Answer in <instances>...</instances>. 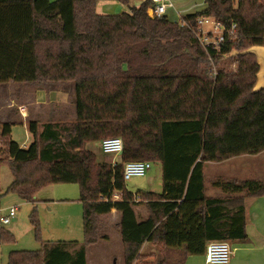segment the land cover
Here are the masks:
<instances>
[{"label": "trees", "instance_id": "16d2710c", "mask_svg": "<svg viewBox=\"0 0 264 264\" xmlns=\"http://www.w3.org/2000/svg\"><path fill=\"white\" fill-rule=\"evenodd\" d=\"M97 1L0 0V83L73 81L76 98L73 122L31 121L26 148L11 138L12 123L0 124V164L12 174L6 192L33 201L48 184L77 183L84 231L82 244L41 242L10 251L7 264H86V248L99 239L96 216L112 209L124 264H133L145 257V242L168 250L164 218L180 200L196 203L204 244L245 241L246 205L264 195V179H218L223 195L208 197L203 166L264 150V90L251 92L254 55L233 57L234 70L215 66L233 49L264 44V0H204L203 9L181 16L183 25L150 17V0L116 15L98 14ZM203 16L227 28L235 22V35L205 50L192 31ZM107 136L122 139L121 154L96 163L83 143ZM130 160L160 163V192L126 188ZM31 221L37 231L34 213ZM160 257L157 264L184 262Z\"/></svg>", "mask_w": 264, "mask_h": 264}, {"label": "rangeland", "instance_id": "374dc122", "mask_svg": "<svg viewBox=\"0 0 264 264\" xmlns=\"http://www.w3.org/2000/svg\"><path fill=\"white\" fill-rule=\"evenodd\" d=\"M130 1L131 3L133 2V4L130 2L126 3L124 8L117 10L118 12L114 15L130 9L129 6L137 5L138 3V0ZM172 2L176 10L180 11L181 16L200 11L204 8L203 0H172ZM117 4L123 6L122 3ZM168 14H171V20L180 21L179 16H176L173 9H168ZM233 57L235 56L229 57L226 55V57L215 66L226 70H234L236 64L232 63ZM30 84L41 85L35 84V82L21 83L8 81L0 83V108L5 106L4 104L7 97L9 98L14 95L17 97L18 94H13L12 87ZM50 85H56L67 93V107L62 110L64 116L55 119H47L46 121L73 122L76 119L74 82L60 81L44 83V86ZM1 119L0 116V120ZM31 119H34V116L23 122L22 117L17 113L15 118L16 122L11 125V138L18 144L22 142L25 143V148L32 141V135L28 129ZM38 119L39 121H45L42 118ZM101 139L99 141H84L83 148L95 154L94 162L96 163L103 161L113 162L116 160L114 157L115 155L101 152ZM261 152L262 153L259 155L235 157L230 159V161H226V163L209 162L206 164L204 170L206 179L211 180V178L215 176L212 182H218L217 180L222 179L224 175H238L244 178L259 177L264 179V150ZM7 169L6 167L0 166V175L2 176H0V215H4L10 206H17V212L16 218L9 224H0V231L3 232L0 235V264H7L10 251L40 249L41 242L54 243L58 241H75L81 244L84 242L83 205L79 200V185L77 183L48 184L35 193L33 201H26L19 198L14 192H6V186H1L4 184L3 179L6 178V174L3 173V170ZM160 171V163L152 162L151 168L147 171L146 175L131 177L125 181V186L133 193L137 190H146L147 185H149V189L153 191H160L162 186ZM222 181H224V178ZM215 193V195H218L217 190ZM206 194L210 195L207 190ZM135 210L138 211L140 217H142V214L140 215L139 211L146 213L142 206L136 207ZM32 213H34L38 223L37 231L31 221ZM110 213L96 216L95 221L99 239L97 243L86 248L87 264H124V252L119 226H116V223H114L116 220H119V217L116 218L110 215ZM7 235H12V240L2 238ZM108 238H110V240ZM142 252L145 257L138 259L136 262L134 261L133 264H157L159 262L160 256L150 258L152 254L145 251ZM196 258L197 261L193 264H199V262L202 264V255L200 257L201 259H199V257Z\"/></svg>", "mask_w": 264, "mask_h": 264}, {"label": "crops", "instance_id": "0c3cea01", "mask_svg": "<svg viewBox=\"0 0 264 264\" xmlns=\"http://www.w3.org/2000/svg\"><path fill=\"white\" fill-rule=\"evenodd\" d=\"M143 1L144 0H138L137 5H131L129 6V8L138 7ZM129 2L131 3L130 0H128V3ZM117 3L121 2L115 0H98L95 4V11L98 14L114 15L116 12H118L117 10H119L120 8H124L125 5L124 3H122L123 6H120ZM131 4H133V2ZM129 10L130 9L122 12H129ZM173 11L176 13V16L178 15L179 18H181L179 10H176V8L174 7ZM166 16L169 20H171V14H168V10L166 12ZM44 83L47 82H35V84H41L42 86L30 84L22 85L19 87H12L13 94L18 95L17 97L14 95L6 98L4 104L5 106L0 108V116L2 118L0 120V124L3 122H9L12 124L15 123L17 113H19V115L22 117L23 122H25V120L29 118H32V116H34V119H31V121H36L38 124L46 122H58L46 120L64 116V112L62 110L67 107V93L62 90V88H59L56 85L44 86ZM37 117L42 118L45 121H39ZM25 146L26 145L23 142L20 144V147L25 148ZM260 153L262 152H259L257 154H242L216 163H226V161H230V159L235 157L259 155ZM114 157L115 159H117V155H115ZM207 163L209 162L204 163L203 166L204 193L208 197H220L223 195L221 189L216 186L214 182H212L215 176L211 178V180L206 179L204 170ZM0 166L6 167V169L8 168L6 164H1ZM8 169L3 170V173L6 174V178L3 179L4 184L1 185L2 187H7L12 181V174ZM160 172L162 175V170ZM223 178L252 179L244 178L238 175H224ZM253 179L263 178L258 177ZM148 186L149 185L146 186V190L144 191H153L152 189H149ZM206 190L210 195L206 194ZM216 190L218 191V195H215ZM195 206V202H185L180 200L178 207L164 218V223L167 229L166 243L168 246H170L168 250L164 249L165 245L163 243L152 245L149 242H145L142 245L141 251L152 254L150 258L162 256V254H166L167 256L171 254V256L181 258L184 261L183 264H193L195 261H197L196 257H199V259H201L200 257L202 255V264H207L205 262V250L207 244H204L201 239L199 217L194 213ZM136 213L138 214V211H136ZM139 213L140 215L142 214V218H145L147 215V212L142 213L139 211ZM110 215L116 218L119 217V213L115 211V209L111 210ZM118 222L119 220H116L114 222L116 223V226H118ZM245 231L247 235V239L245 241H228L232 254L230 261L227 264H264V195L255 197L247 203ZM108 239L110 240V238Z\"/></svg>", "mask_w": 264, "mask_h": 264}, {"label": "built area", "instance_id": "2783aa9c", "mask_svg": "<svg viewBox=\"0 0 264 264\" xmlns=\"http://www.w3.org/2000/svg\"><path fill=\"white\" fill-rule=\"evenodd\" d=\"M172 0H150L147 13L150 17H161L166 15L168 9H173ZM181 24H185L180 18ZM200 45L205 49L209 47L219 48L220 44L226 40L227 36H234L236 33V23L233 22L227 28L220 20L203 16L199 17L195 28L192 29ZM123 142L120 137H107L100 141V150L104 154L118 155L122 151ZM148 160H130L123 165L124 181L133 176H144L151 168ZM114 198L118 199L115 194ZM17 206H10L4 215H0V224H9L16 218ZM231 248L227 241L214 240L206 245L205 262L207 264H227L231 258Z\"/></svg>", "mask_w": 264, "mask_h": 264}, {"label": "water", "instance_id": "95a60500", "mask_svg": "<svg viewBox=\"0 0 264 264\" xmlns=\"http://www.w3.org/2000/svg\"><path fill=\"white\" fill-rule=\"evenodd\" d=\"M242 54H252L256 59L258 70L256 79L251 89L252 93L264 90V44H253L242 50L233 49L227 56H237ZM121 154V152H119Z\"/></svg>", "mask_w": 264, "mask_h": 264}]
</instances>
